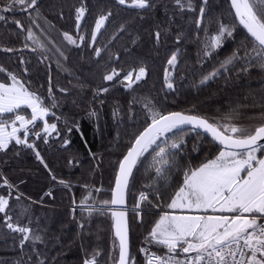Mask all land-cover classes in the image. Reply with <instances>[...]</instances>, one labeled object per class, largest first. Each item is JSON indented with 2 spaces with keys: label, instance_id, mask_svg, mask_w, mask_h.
Wrapping results in <instances>:
<instances>
[{
  "label": "snow or ice",
  "instance_id": "1",
  "mask_svg": "<svg viewBox=\"0 0 264 264\" xmlns=\"http://www.w3.org/2000/svg\"><path fill=\"white\" fill-rule=\"evenodd\" d=\"M172 3L181 13L185 10L193 13L198 11L194 20V39L201 45L198 55L214 59L228 38H232L235 44V48L218 61L217 67L202 75L198 82L200 85L230 71L237 64L240 65L237 71H247L254 65L264 70V0H230L235 20L242 26V31L222 19L216 21L211 0H172ZM113 5L137 10L140 20L146 19L143 14L150 9L158 11L163 8L168 23L167 27L156 23L154 36L157 44L172 30L171 25L176 23V13L170 14L168 5L163 0L160 4L155 0H97L94 23L88 26L90 37L88 29H85L89 8L81 3L73 5L70 12V15H74L77 31L73 34L69 30H62L64 41L74 46H78L79 41L80 45L91 48L99 58L106 46H97V42L114 16ZM17 11L22 16L27 15V24L13 15ZM59 15L61 19L64 18L62 5ZM41 19L50 23L41 12L39 0L0 2V21L7 23L12 20L19 35L26 33L21 45L23 48L29 47L28 40L34 39V28L41 27ZM214 23L216 27L213 30ZM135 24L134 18L121 21L113 37L128 32L129 41L135 45L139 40L138 32L135 36L132 34ZM81 29L85 31L82 32ZM201 29L204 32L203 38L200 37ZM182 33L181 28L175 35L177 44L193 38ZM49 42L67 60L64 50L56 45L55 40L50 38ZM110 43L111 38L109 46ZM40 46L45 47L43 44ZM5 51L12 52L13 49L5 47ZM124 51L127 55L130 50L125 47ZM179 57L180 48L177 46L167 57V65L171 68L178 67ZM46 59L48 57L41 56V62ZM20 63L25 64L23 57ZM120 71L116 67L109 70L106 66L102 79L113 81L115 77L116 80H121V75H118ZM29 72L28 67H24L21 73L0 64V74H3V78H0V152L6 156L5 150H9V145L14 141L12 150L17 156L20 155L21 148L30 150L51 173L37 141L42 139L45 144L55 143V136L63 146L71 147L70 136L73 129L81 131L79 122L62 113L58 114L56 110L61 107L62 102H70L75 107L80 104L70 87L57 85L58 93L55 92L50 74L47 96L32 89L30 83L26 85L24 82V75ZM69 72L71 75L70 70ZM146 75L147 67L142 62L138 69L122 74V81H126L123 87L132 89V85L137 81L143 82L142 78ZM173 79L166 69L165 82L170 89L174 87ZM225 84H228L227 80ZM77 87L83 89L86 85L79 83ZM107 91L104 86L97 87L93 90V99L98 98V93ZM112 114L114 118L118 115L126 116L129 123L137 121L138 124L140 116H143V125L140 126L142 130L138 127L133 133L129 144L125 146L126 151L118 158L115 182L110 189L111 199L99 200L97 203L92 191L99 192L100 189L93 187L89 195L79 203L81 213H87V217L81 215L79 218L76 217V201H72L76 235L80 240L81 250L85 252L82 264H100L98 257L102 256V250L95 247L88 252L85 248V232L90 229L95 213L111 214L113 247L115 241L119 242V258L113 259V264H129L130 259L135 260L130 251L131 226L126 218L125 195L142 166H146L147 170V187L139 192L134 211L143 222L145 206L162 208L146 230L144 240L148 245L154 244L164 250L160 255L142 246L140 251L147 258L145 264H264V112L260 113L258 124L243 126L237 122L239 113L235 108H229L220 118H210L189 111H166L158 97L149 92L130 99L126 111L114 108ZM87 115L99 119V112L95 108L90 109ZM61 123L64 124L63 130ZM192 132H196L199 139L193 141L192 148L189 149L187 140L190 137L186 138V134ZM206 143L208 147H205ZM193 153L197 156L204 154L198 164L191 162L197 158ZM93 158L95 159L94 153ZM74 161L79 163L74 156L67 163L71 165ZM0 163L5 161L0 160ZM52 178L57 179L54 173ZM170 178L175 179L178 186L162 206V189L166 184L171 187ZM59 182L65 187H71L70 180L61 178ZM2 184L7 186L9 192L7 195L0 194V213L3 214L4 228L15 237L13 243L18 241L16 264H55V258L48 254V244L58 238L49 237L42 229H33L30 219L28 224H22L19 219L14 220L12 190L15 189L16 201H20L24 194L7 177L3 178ZM85 188L88 189L89 186L85 185ZM47 195H53V192L49 190ZM27 199L36 202L30 196ZM20 208V215L30 216L27 204H20ZM41 245L44 247L41 248Z\"/></svg>",
  "mask_w": 264,
  "mask_h": 264
},
{
  "label": "trees",
  "instance_id": "2",
  "mask_svg": "<svg viewBox=\"0 0 264 264\" xmlns=\"http://www.w3.org/2000/svg\"><path fill=\"white\" fill-rule=\"evenodd\" d=\"M155 2L160 4L161 0H155ZM194 2H199V0H194ZM39 3L42 14L48 18L51 26L55 25L52 27L60 34H62V30H69L73 34L77 31L74 15H70L73 5L83 3L89 8L85 29L94 23L97 11V0H39ZM163 3L168 5L170 14L176 13V23L171 25L172 30L162 37L159 44L155 41L154 28L156 23L167 27L168 22L163 8L158 11L150 9L143 14L146 19L140 20L137 10L127 7L118 8L113 5L114 16L97 42V46H106L101 56L97 58L93 50L84 45L70 46L65 53L67 56V60H65L66 72L57 69L49 59L41 62L42 55L40 53L21 47L25 35H19L14 23H10L12 26L7 29L6 35L4 34L6 28H2L0 24V32H2V34L0 33V64L21 73L24 67H28L30 72L24 75L25 84L30 83L32 89L40 91L44 96L48 94L50 74L54 91L58 93L57 85L70 87L80 104L79 107H75L70 102H62L61 107L56 110L58 114L62 113L69 119L75 118L79 122L81 131L73 129L70 136L71 147L63 146L58 137L53 138L55 143L45 144L42 139L37 141L42 155L49 164L51 173L30 150L21 148L20 155L17 156L12 150L14 144H11L9 150H5L6 156L0 152V160L5 161V163H0V173H2L0 175V194L7 195L9 192L7 186L2 184L3 178L7 177L17 185L25 197L30 196L34 201L39 202V206L41 205L43 208L47 204L54 206L46 208L52 212V219L50 222L45 219L47 224L45 223L42 229L47 232L49 237L58 238L48 244V254L55 258V264H82L85 252L81 250L80 240L76 235L77 225L72 219V201L75 200L79 207L80 200L87 197L93 187L100 189L99 192L92 191L97 203L99 200L111 199L110 189L114 183L118 158L121 153L126 151L125 146L129 144L133 133L143 125V116H140L138 124L137 121L129 123L126 116L118 115L106 133L98 128L96 118H90L87 115L90 109L113 110L121 108L126 111L130 99L141 93L150 92L152 96L158 97L166 111H189L207 115L210 118H220L229 108H235L239 113L237 122L241 125L255 126L260 122V113L264 112V70L254 65L247 71L222 74L200 85L198 82L202 75L211 71L213 67H217L218 61L228 55L235 48V44L232 38H228L214 59L198 55L201 45L194 39L196 35L194 20L198 11L193 13L185 10L181 13L174 6L172 0H163ZM61 5L63 6V19L59 15ZM211 5L216 21L222 19L225 23L234 24L238 30L242 31L235 20L228 0H211ZM13 15L24 20L27 24L26 14L22 16L17 11ZM133 18L136 24L132 34L135 36L136 32L139 33V40L135 45L129 41L128 32L113 37V33L121 21ZM215 27L214 23L212 29L214 30ZM181 28L183 29L182 35L193 38L185 39L183 43L177 44L175 35ZM85 29H81V31L83 32ZM88 33L90 37V29H88ZM203 36L204 32L201 29L200 37L203 38ZM177 46L180 48L178 67L171 68L167 65V57ZM5 47H10L13 51L7 52ZM125 47L130 50L127 55L124 51ZM21 57L25 61L23 65L20 63ZM142 62L147 67V75L142 78L143 82L137 81L132 85V89H125L122 74L138 69ZM106 66L109 70L111 67L120 69L118 75H121V80H116L114 77L113 81H104L102 77ZM166 69L174 78L172 81L174 87L171 89L166 86ZM0 78H3V74H0ZM226 80L228 81L227 85L225 84ZM79 83H84L86 87L80 89L77 87ZM100 86L106 87L108 91L98 93V98L93 99V90ZM237 105L241 107H236ZM60 127L63 130L64 124L61 123ZM189 134L190 139L187 140V143L188 148L191 149L193 141L199 139V136L196 132ZM205 147H208L207 143ZM192 155L197 158L191 162L198 164L204 154L200 153L197 156L196 153H193ZM73 156L79 163L74 161L69 165L67 161ZM187 162L186 159L185 163ZM52 173L56 175L57 179L52 178ZM146 176V166L140 167L136 172L132 186L126 193L128 221L131 226L130 251L135 258L134 261L130 259L129 264H140V248L142 246H148L156 253L164 251L157 245H148L144 240L146 230L150 228L151 222L155 216L159 215L162 208L145 206L143 211L146 214L143 215V222L141 219L138 222L136 214L133 212L139 192L147 187ZM61 178L70 180L71 187L68 188L60 184ZM170 181L171 187L166 184L162 189L164 192V199L160 202L162 206L168 202L169 195L178 186L175 179L170 178ZM85 185H88L89 188L86 189ZM49 190L53 192V195H47ZM12 194H15V189L12 190ZM81 215L87 217V213H81L80 208H77L76 217L79 218ZM90 223V229L85 232V248L88 252H91L95 247L100 248L102 250V256L98 257L100 264H113V259L118 258V249L113 247L111 214L95 213ZM14 239L15 237L9 230L4 228L3 214L0 213V264H16L19 245L18 241L16 244L13 243ZM116 244L117 241H115V246ZM43 247L44 245H41V248Z\"/></svg>",
  "mask_w": 264,
  "mask_h": 264
},
{
  "label": "rangeland",
  "instance_id": "3",
  "mask_svg": "<svg viewBox=\"0 0 264 264\" xmlns=\"http://www.w3.org/2000/svg\"><path fill=\"white\" fill-rule=\"evenodd\" d=\"M26 22L28 23V19ZM10 23H13L12 20H8L7 23L0 21L2 28H6L5 32H4L5 35L8 33L7 29H9L10 26H12V25H10ZM39 23H40L41 27L40 28H34V34H35L34 39L28 40L29 47H27V48L33 52L40 53L44 57H48V59L52 63H54V65L57 69H59L61 72H66L67 68L65 66L64 57H61L59 55V53L56 50V47L53 46L49 42V39L51 38L52 40H55L56 45L61 47L65 53H66L67 49L73 45L67 44V42L64 41L62 34L57 32L51 26V24L46 23L43 19H41ZM11 32H12V30H11ZM0 33L2 34V32H0ZM25 35H26V33H25ZM24 41H25V38H24ZM41 44L45 45V47H41L40 46ZM77 44L80 45L79 41L77 42ZM239 67H240V65L237 64L235 67H232L230 69V71L223 72V74H226V73L231 74L234 72H238L237 69ZM218 76H220V75H218ZM124 82L126 83V81H124ZM97 111L99 112V119L98 120L96 119L97 126L101 131L108 133V131L110 129V125L116 121V117L114 118L113 114H112L113 110H106L104 108L103 109L101 108ZM41 126H42V122H41ZM189 135L190 134L187 133L186 137H188ZM53 138H56V137L54 136ZM14 143L15 142L13 141L12 144H14ZM12 197H13V199L11 200V203L13 205V214H14L13 219L14 220L19 219V222H21L22 224H28L29 219H30V221H31L30 226L33 229H42V227H44L45 223H46L45 219H47L49 222L51 221L52 212L50 210H47V209L54 207L53 204H49V205L47 204L43 208V207H41V205L39 206V204H40L39 202H36V203H33L32 201H31L32 203L28 202L29 200L24 195L20 201H16L14 199L15 194H12ZM20 204H27L28 205V207L30 209V216L29 215H20V213L22 211L20 208ZM77 208L79 209L80 207H76V209ZM71 209H72V205H71ZM115 248H116V250L118 249L117 244H116ZM117 252H118V250H117ZM116 258H117V255H116Z\"/></svg>",
  "mask_w": 264,
  "mask_h": 264
},
{
  "label": "built area",
  "instance_id": "4",
  "mask_svg": "<svg viewBox=\"0 0 264 264\" xmlns=\"http://www.w3.org/2000/svg\"><path fill=\"white\" fill-rule=\"evenodd\" d=\"M133 212L136 214L137 221L139 222L140 217L137 215V213H136L134 210H133ZM145 247H148V246H145ZM148 248H149V247H148ZM149 250L152 251L150 248H149ZM152 252H153V251H152ZM163 252H164V251H163ZM163 252H161V253H157V254L162 255ZM140 256H141L140 264H145L146 259H147L146 256H145V254H144L143 252L140 251Z\"/></svg>",
  "mask_w": 264,
  "mask_h": 264
},
{
  "label": "water",
  "instance_id": "5",
  "mask_svg": "<svg viewBox=\"0 0 264 264\" xmlns=\"http://www.w3.org/2000/svg\"><path fill=\"white\" fill-rule=\"evenodd\" d=\"M229 1V4H230V0H228ZM230 7H231V5H230ZM232 10V9H231ZM232 12H233V14H234V16H235V13H234V10H232ZM238 22V21H237ZM238 24H239V22H238ZM240 27H241V29H242V26L240 25ZM243 30V29H242ZM114 182H115V179H114ZM113 185H114V183H113ZM126 193H127V191H126ZM125 203H126V195H125ZM126 218H127V220H128V214H127V207H126ZM111 222H112V218H111ZM113 230V229H112ZM117 245H118V258H119V242H118V240H117ZM118 258H117V260H118ZM130 261V260H129Z\"/></svg>",
  "mask_w": 264,
  "mask_h": 264
}]
</instances>
